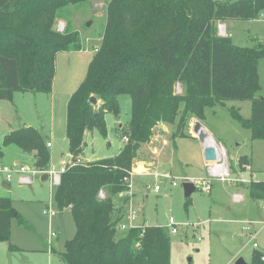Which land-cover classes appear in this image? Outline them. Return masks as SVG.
Instances as JSON below:
<instances>
[{"label":"trees","instance_id":"obj_1","mask_svg":"<svg viewBox=\"0 0 264 264\" xmlns=\"http://www.w3.org/2000/svg\"><path fill=\"white\" fill-rule=\"evenodd\" d=\"M87 1L0 0V100H11L17 91H53L58 53L84 50L78 31H58L55 24L63 8ZM106 11L100 47L67 104L71 157L55 200L60 211L70 209L76 232L60 257L66 264H171L168 228L142 224L119 234L124 212L117 211L114 197L129 189L137 152L160 122L179 117L172 137H187L192 118L204 119L207 107L251 100L250 118L235 109L232 114L252 139L264 140V96H257L264 44L237 45L216 27L218 21L258 19L264 0H110ZM178 83L182 94L175 91ZM120 94L131 97L130 121L122 127L127 143L115 156L85 160L88 134L106 137V114L120 117ZM92 96L99 103H91ZM9 145L32 154L40 170L52 164L38 128L23 125L5 134L0 162ZM248 189L253 199L264 200V180L251 179ZM14 218L25 223L13 200L0 196V241L11 250L17 249L11 243ZM256 253L253 264H264Z\"/></svg>","mask_w":264,"mask_h":264},{"label":"rangeland","instance_id":"obj_2","mask_svg":"<svg viewBox=\"0 0 264 264\" xmlns=\"http://www.w3.org/2000/svg\"><path fill=\"white\" fill-rule=\"evenodd\" d=\"M109 1L91 0L68 5L61 10L55 28L62 32L68 29L78 31L82 47L87 49L86 54L91 57L101 44ZM216 27L219 35L231 36L237 45L255 47L264 44V15L258 19L218 21ZM67 65L68 61L63 64L59 60L57 84L63 85L66 76L71 77L68 68H65ZM258 69L261 90L257 96H264V57L259 60ZM86 75L87 71L83 80ZM59 87L57 85L56 93H52L54 90L51 93L17 91L11 100H0V142L10 131L31 125L42 132L46 142L52 143L49 147L52 167L37 175L28 173L32 177L31 182H22L17 172H13L12 180L7 181L5 173L0 172V196L11 198L25 221L22 224L17 218L12 220L11 243L17 249L11 250L9 242L1 241L0 264H66L60 252L64 250L66 240L75 235L76 226L70 209H58L56 185L49 170L59 173L70 161L66 137L68 102L63 100L60 91H71L73 86ZM175 91L177 94L183 93L180 83L176 85ZM118 99L120 117L106 114L107 136L104 137L98 131L94 133L92 141L95 151H92V146L88 147L86 158L113 156L118 153L122 143H127L122 138V127L130 121L131 97L129 94H120ZM233 109L244 118H250L252 101L226 99L222 104L207 107L205 118H192L187 131L193 133L194 122H201L204 127L201 130L207 129L212 134L217 148L224 152L222 158L227 157L235 177L243 176L246 181L223 182L215 178L211 180L212 188L206 189L209 174L202 142L199 137L177 136L173 139L178 117L174 123L157 124L151 139L154 144L145 146L137 157L135 163L140 161L148 171L134 172L133 187L130 189L134 193L129 195L131 201L124 203V197H114L115 206H124L127 211L124 218L126 222L132 203V208L137 211L138 224L168 228L171 264H236L240 257L248 264H253L256 251L264 250V200L253 199L248 189L251 175L253 180L264 179V140L252 139L251 131L233 117ZM163 126L169 129L166 130L169 133L165 135L167 144L161 146L157 142L160 135L164 134ZM152 147L153 152L156 148H160V152L154 154ZM151 156L160 160L155 168L148 165V161L153 160ZM17 160L30 170L34 166V156L22 152L15 145L6 147L0 165H14ZM42 174H48V178L43 179ZM187 179H193L196 186L188 201L183 186ZM174 180L176 185L172 184ZM5 183H9V187H5ZM156 184L160 185L159 191L155 190ZM171 217L176 222L177 233L170 231ZM52 232L55 234L52 235ZM252 234H255V239H252ZM254 242L258 243V248L253 246Z\"/></svg>","mask_w":264,"mask_h":264},{"label":"built area","instance_id":"obj_3","mask_svg":"<svg viewBox=\"0 0 264 264\" xmlns=\"http://www.w3.org/2000/svg\"><path fill=\"white\" fill-rule=\"evenodd\" d=\"M263 15H264V13L262 14V16ZM123 139L125 141H128V137L127 136L123 137ZM51 145H52L51 142L47 143L48 147H50ZM215 148H216L218 159L220 161L217 162V163H208L207 164L208 174H209L208 177L209 178L207 177L208 179H206L207 180L206 189L209 190V189L212 188L211 180L215 179V178H218V179L222 180L223 182H227V181L237 182L239 180L244 181L245 178L243 176L235 177L236 175L230 169V165H229V163L227 161V157L222 158V154H224V152L220 151L216 146H215ZM155 152H157V149H155ZM63 170H64V168L61 170V172ZM41 171H43V170H40V169L36 168L35 166H33V168L30 170L28 168V166L25 165V164L0 165V172L5 173L7 181H11L12 180V173L13 172H17L20 175L19 179L22 182H31L32 177L30 175H28V173L33 174V175H37ZM61 172L58 173V172H54L52 169L49 170V173L51 174V176H53V179H54L53 182L55 183V185L60 182ZM187 181H189V180L187 179ZM191 181L194 182L193 179H191ZM172 184L176 185L177 182L174 180ZM131 187H132V178H131L130 183H129V189H126V190L120 192L119 193L120 197H124V199L127 198V197H130L129 195L132 193L131 192L132 190H130ZM155 190L156 191L160 190V185L159 184H156ZM102 195H104V193H102ZM236 197L239 198L240 196L236 195ZM129 200L131 201V199H129ZM125 216H126V212H124V218H125ZM128 217H129L128 222H126L125 219L123 218L121 220V222L118 224V230L119 231H126V230H128L130 228L141 226V224L137 223V211L134 210L131 206H130V209L128 211ZM176 226L177 225H176V222H175L174 218L171 217L170 221H169V227H170V231L172 233H177L178 232V228ZM247 228H249V227H247ZM54 234H55V232H52V235H54ZM255 238H256L255 234H252V239H255ZM253 246L255 248L259 247L257 242H254ZM260 257H261L262 261H264V250L260 251Z\"/></svg>","mask_w":264,"mask_h":264},{"label":"crops","instance_id":"obj_4","mask_svg":"<svg viewBox=\"0 0 264 264\" xmlns=\"http://www.w3.org/2000/svg\"><path fill=\"white\" fill-rule=\"evenodd\" d=\"M86 50H79V51H69V52H60L58 53L57 55V58H56V68H57V77H56V82H54V87H53V92L52 93H56L57 91V85H60V89H63V87H72L73 89H71V91H60V89L58 91L61 92V95L63 96V100H65V102H68L71 95L75 92L74 90L76 89V87L78 88L80 86V82H82L83 78H84V74L86 71H88V67H89V64H90V61L92 60L93 58V55L90 57L86 54ZM62 60L63 61V64H64V61H68V65L65 67V68H68L69 72L71 73V77L70 76H66V80L65 82L63 83V85L61 84H57V81H58V75H59V60ZM63 66V65H62ZM74 68H77V70L74 71ZM64 92H67V93H64ZM58 95H59V92H58ZM59 99V98H57ZM59 103H60V99H59ZM68 104V103H67ZM122 126V125H121ZM158 126V125H157ZM194 126V125H193ZM156 128V127H155ZM163 129V132L164 134L163 135H160L161 137L159 138L158 140V144L161 145V146H164L167 144V137L165 136L166 133H169V132H166V130H169L166 126H163L162 127ZM96 132V131H95ZM94 132V133H95ZM94 133H91V134H88V137H87V140H88V147H91L92 146V151L94 152L95 149H94V146H93V141H92V137L94 135ZM155 136H157L155 134ZM157 139V137H155ZM187 137H190V138H194V139H197V136L195 135L194 131L193 133H190L189 136ZM152 139V138H151ZM46 140V139H45ZM48 142H51V141H47ZM52 144V143H51ZM123 144V143H122ZM121 144L120 148H119V151L118 153L120 152L121 148L123 147V145ZM153 145L154 144V140H152L151 142L149 143H143L141 145V147L139 148L138 152H137V157L140 155V152L141 150H144L145 149V146L147 145ZM86 148V149H87ZM157 149V152H153L154 150V147H152V152L154 154H158L160 152V148H156ZM204 150V149H203ZM86 152V150H85ZM117 153V154H118ZM115 154V155H117ZM32 155V154H31ZM113 155V156H115ZM204 155V154H203ZM86 154H84L83 158L85 160H88V161H92V160H96V159H101V158H96V159H88L85 157ZM108 157H112V156H108ZM136 157V159H137ZM153 158L152 161H148V165L152 168H155L159 163H160V160H157L155 159L153 156H151ZM102 158H106V157H102ZM135 159V161H136ZM18 164H21L20 161H16L14 165H18ZM52 165V164H51ZM152 165V166H151ZM206 167H207V163H206ZM138 172V173H141V172H146L148 171V169L145 167L144 164H141L140 161L133 164V170H132V178L134 176V172ZM254 171V170H253ZM243 173V172H242ZM245 171H244V175H245ZM42 178L43 179H46L48 178V175L46 176L45 174H42ZM251 179H253V176L251 175ZM250 179V180H251ZM258 180V179H257ZM260 180V179H259ZM261 180H264V179H261ZM5 187H9V183H5L4 184ZM237 186H240V185H237ZM133 187V186H132ZM132 194L134 193L133 189H132ZM119 195V194H118ZM120 196V195H119ZM122 198V197H121ZM123 199V198H122ZM123 201V200H122ZM130 202V200L128 201ZM131 207L134 208L133 204L131 203ZM117 208V211H120L122 210V212H127L125 207L124 206H120L119 208ZM1 242V241H0ZM53 251V248L52 250Z\"/></svg>","mask_w":264,"mask_h":264},{"label":"water","instance_id":"obj_5","mask_svg":"<svg viewBox=\"0 0 264 264\" xmlns=\"http://www.w3.org/2000/svg\"><path fill=\"white\" fill-rule=\"evenodd\" d=\"M90 102L93 104L97 103V99L95 96L90 98ZM202 126L201 122L195 121L193 131L197 137L200 138L203 145V153L206 163H217L220 160L218 159L216 148L214 145L205 144V132L199 131ZM47 176V174H45ZM185 195L186 197H190V195L196 190L195 183L193 181H185L184 184ZM236 264H248L242 257L238 258ZM252 264V263H250Z\"/></svg>","mask_w":264,"mask_h":264},{"label":"bare ground","instance_id":"obj_6","mask_svg":"<svg viewBox=\"0 0 264 264\" xmlns=\"http://www.w3.org/2000/svg\"><path fill=\"white\" fill-rule=\"evenodd\" d=\"M201 128H204L203 125L200 127L199 131H204L205 132V144H210V145H214L216 147H218L214 137L212 136V134H210V132L206 129V130H201Z\"/></svg>","mask_w":264,"mask_h":264}]
</instances>
